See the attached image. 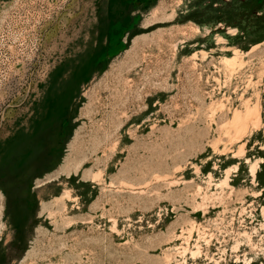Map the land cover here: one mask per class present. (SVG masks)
Instances as JSON below:
<instances>
[{
	"label": "rangeland",
	"instance_id": "obj_1",
	"mask_svg": "<svg viewBox=\"0 0 264 264\" xmlns=\"http://www.w3.org/2000/svg\"><path fill=\"white\" fill-rule=\"evenodd\" d=\"M263 208L264 0H0V264H264Z\"/></svg>",
	"mask_w": 264,
	"mask_h": 264
},
{
	"label": "bare ground",
	"instance_id": "obj_2",
	"mask_svg": "<svg viewBox=\"0 0 264 264\" xmlns=\"http://www.w3.org/2000/svg\"><path fill=\"white\" fill-rule=\"evenodd\" d=\"M234 114H235V116H234L235 121L239 123V121H240V116H239V114H237V113H234ZM247 118H248V117H247ZM242 125H243V124L240 123V126H239V127L242 128ZM243 126H244V125H243ZM255 172H256V171H255ZM255 172H254V170H253V176H254V173H255ZM263 210H264V208H263ZM195 253H196V252H195Z\"/></svg>",
	"mask_w": 264,
	"mask_h": 264
}]
</instances>
